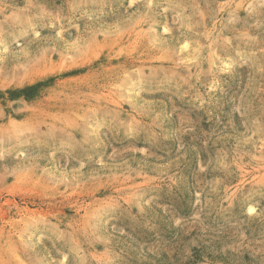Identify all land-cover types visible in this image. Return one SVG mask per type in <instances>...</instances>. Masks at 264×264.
<instances>
[{
    "label": "rangeland",
    "instance_id": "obj_1",
    "mask_svg": "<svg viewBox=\"0 0 264 264\" xmlns=\"http://www.w3.org/2000/svg\"><path fill=\"white\" fill-rule=\"evenodd\" d=\"M0 264H264V0H0Z\"/></svg>",
    "mask_w": 264,
    "mask_h": 264
}]
</instances>
